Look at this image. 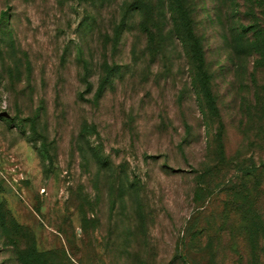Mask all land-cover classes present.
<instances>
[{
	"label": "rangeland",
	"instance_id": "1",
	"mask_svg": "<svg viewBox=\"0 0 264 264\" xmlns=\"http://www.w3.org/2000/svg\"><path fill=\"white\" fill-rule=\"evenodd\" d=\"M188 1L0 0V264H264V0Z\"/></svg>",
	"mask_w": 264,
	"mask_h": 264
},
{
	"label": "trees",
	"instance_id": "2",
	"mask_svg": "<svg viewBox=\"0 0 264 264\" xmlns=\"http://www.w3.org/2000/svg\"><path fill=\"white\" fill-rule=\"evenodd\" d=\"M166 1L171 11L170 33L172 34V36L176 37L179 42H181L186 51L188 50L191 52V50L195 48L197 50V53H199L204 60L205 50L203 47V39L196 33L194 29L195 21L193 18V10L189 5V1L163 0V2H161L162 7H164V5H167ZM245 27L246 26L240 25V30H234V32H232L231 40L235 48L238 45L243 48L252 45V40L247 36V33H249V30L251 28H249L246 32V30H244Z\"/></svg>",
	"mask_w": 264,
	"mask_h": 264
}]
</instances>
